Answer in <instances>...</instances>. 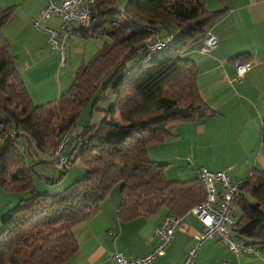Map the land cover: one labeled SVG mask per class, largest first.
<instances>
[{
	"label": "trees",
	"instance_id": "1",
	"mask_svg": "<svg viewBox=\"0 0 264 264\" xmlns=\"http://www.w3.org/2000/svg\"><path fill=\"white\" fill-rule=\"evenodd\" d=\"M216 1L220 8L208 11L206 0H126L120 12L115 0H95L90 25L71 32L82 40H106L87 63L79 64L60 97L40 105L29 98L3 35L14 6L0 9V190L28 194L0 217V264H63L77 250L73 228L97 214L114 187L121 198L116 210L120 223L148 218L161 208L182 218L204 201L198 177L167 181L162 164L152 162L147 149L171 135L172 124L215 116L198 93L195 63L182 58L181 51L224 15L229 0ZM153 36L171 39L165 49L148 53L144 40ZM137 55L141 61L125 70V63ZM248 58L241 53L232 60ZM101 86L109 87L114 103L98 124L74 132L81 111ZM262 117L264 151V110ZM66 135L76 138L72 148L85 175L57 193L37 195L30 174L34 164L25 163L18 145L23 140L34 154L47 149L54 157ZM242 181L232 198L233 238L262 247L264 169Z\"/></svg>",
	"mask_w": 264,
	"mask_h": 264
},
{
	"label": "crops",
	"instance_id": "2",
	"mask_svg": "<svg viewBox=\"0 0 264 264\" xmlns=\"http://www.w3.org/2000/svg\"><path fill=\"white\" fill-rule=\"evenodd\" d=\"M44 2L0 0V9L16 5L11 21L3 28V35L34 105L60 97L69 88L79 64L86 63L91 54V50L88 54L85 52L88 40L71 32L65 64L60 65L57 51L48 46L44 31L33 26ZM205 6L208 11L220 8L216 0H208ZM225 6L224 15L206 29L215 36L216 47L209 54L199 55L202 38L199 36L181 51L182 58L195 63L198 93L215 116L201 122L172 124V134L147 149L148 158L162 164L167 181L196 178L198 167L212 171L228 169L227 174L233 180H244L253 171L264 169L260 141L264 110V0H229ZM42 26L58 27V22L52 18ZM241 53L248 54L247 62H251L253 68L238 81L234 64L239 61L233 62L232 58ZM12 197L0 212L8 210L10 203H18ZM120 200L118 190L111 189L100 203L98 213L73 228L77 250L63 264H114V253L132 259L153 249L157 242L153 230L163 223L165 210L161 208L148 218L137 217L120 223L116 217ZM181 221V228L174 232L164 254L150 264H180L187 251L195 247L194 236L201 230L199 221L188 213ZM257 248L255 254L236 256L212 238L200 244L192 264L225 261L264 264V245Z\"/></svg>",
	"mask_w": 264,
	"mask_h": 264
},
{
	"label": "built area",
	"instance_id": "3",
	"mask_svg": "<svg viewBox=\"0 0 264 264\" xmlns=\"http://www.w3.org/2000/svg\"><path fill=\"white\" fill-rule=\"evenodd\" d=\"M44 7L41 14L33 21V26L36 29L44 31L47 44L51 50H56L59 58V63L62 66L65 64L64 57L66 52V44L69 39L70 32L77 26L87 27L93 20L91 16L90 6L95 0H64L56 5V0H44ZM56 19L58 27H44L42 23ZM171 39L170 36L165 39H160L155 36L144 40V46L148 53L154 50L165 49L167 42ZM216 39L210 32L205 31L201 38V47L198 49L199 55L204 56L209 54L214 47H216ZM146 60H149L147 56ZM251 62L242 61L234 64L235 78L240 81L245 73H248L253 67ZM68 139L67 135L64 139L60 140L57 144L54 156L57 157L56 167H61L65 164L66 158L61 155L64 151L65 140ZM197 177L206 195L204 201L197 206L188 210V215L199 221L201 230L195 235V247L189 249L184 256V260L180 264H192L195 260L196 251L200 244L206 240L214 238L219 243L225 245L227 251L234 255H246L249 253L255 254L258 251L256 246L246 244L243 242L235 241L233 234L236 233L235 219L231 217L232 213V198L235 196V191L238 189L242 180L231 179L227 170L212 171L204 167H198ZM250 175V174H249ZM181 218L175 215L166 214L163 223L154 228L153 234L157 239L153 249L137 258H127L125 254L114 253V264H150L156 258L164 254L165 249L168 247L172 236L175 231L181 228ZM222 264H230L225 261Z\"/></svg>",
	"mask_w": 264,
	"mask_h": 264
},
{
	"label": "rangeland",
	"instance_id": "4",
	"mask_svg": "<svg viewBox=\"0 0 264 264\" xmlns=\"http://www.w3.org/2000/svg\"><path fill=\"white\" fill-rule=\"evenodd\" d=\"M207 1L208 0H206V2ZM125 3H126V0H115L114 7L115 9L122 12ZM15 7L16 5H14V8ZM87 40H88L87 42L88 45H86L85 47L86 49L85 52L88 54V52L91 50V54H88V58H86L89 60L91 55H93L97 50L100 49L101 44L103 43L104 40H106V38L98 39L95 37H92V38L90 37V39H87ZM66 56H67V53H66ZM88 60L86 61V63L88 62ZM140 61H141L140 55H137L133 58L132 57L129 58L128 62L125 63V70L126 69L129 70L131 66L136 65ZM95 98L97 99L94 105L95 108L91 110L90 105L95 100ZM114 100L115 98L113 94L111 93L109 87H105L103 89V87L101 86L100 88L96 89V91L93 93L91 101H89L87 106L83 108V110L81 111L82 113L80 114L77 120V123H76L77 127L74 128L73 131L79 132L81 129V126L86 125V124H90V125H94L96 123L98 124L105 116L106 108L108 106H111L114 103ZM67 140L68 141H66V147L64 149L65 152H63L62 154L68 158V162H66L67 164L64 165L65 172L62 175L60 174L62 169L60 167L57 168L55 166L57 164L56 163L57 157L56 156L53 157L52 153H50L51 154L50 156L49 151L47 149L45 150L44 153L38 152L37 154H34L35 151H34L33 146H32V149L30 150L28 145L26 144V141L21 140V143H19L18 150L19 152H22V154L24 155L25 163L28 166H32L34 164L32 166V172L30 174L32 176L33 187L35 189L34 192L37 193V195H47V194L51 195V194L57 193L59 192V190L65 189V187L71 185L72 182L79 180L85 175L84 165H82L79 159L75 160L77 150H74L72 148L76 141V138L69 137V139ZM27 151L30 152L31 157L27 156L26 154ZM177 181H181V180H177ZM113 190H118V187L112 188V191ZM10 195L15 196V197H12ZM18 196L19 198L20 197L22 198L24 196L27 197L28 194L25 192L21 194H12L10 192L3 193L2 190H0V211H1L3 204H5L6 201L11 200V198L9 197L15 198L16 201H18L19 200ZM15 204L16 202L10 203V205L8 206V209L12 205H15ZM5 207H3V209ZM6 211L8 210H4L3 212H0V217L3 216V214L6 213ZM235 212H237L236 209L234 211V214Z\"/></svg>",
	"mask_w": 264,
	"mask_h": 264
}]
</instances>
